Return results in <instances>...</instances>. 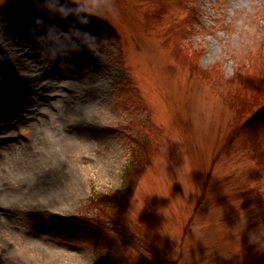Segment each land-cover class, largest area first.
I'll use <instances>...</instances> for the list:
<instances>
[{
    "label": "rangeland",
    "instance_id": "1",
    "mask_svg": "<svg viewBox=\"0 0 264 264\" xmlns=\"http://www.w3.org/2000/svg\"><path fill=\"white\" fill-rule=\"evenodd\" d=\"M260 5L0 0V264H264Z\"/></svg>",
    "mask_w": 264,
    "mask_h": 264
},
{
    "label": "trees",
    "instance_id": "2",
    "mask_svg": "<svg viewBox=\"0 0 264 264\" xmlns=\"http://www.w3.org/2000/svg\"><path fill=\"white\" fill-rule=\"evenodd\" d=\"M260 6L261 7H256L255 9L250 11V14L248 15L250 17V19H251V23H247V30H245V33L247 35L249 34L247 32H251L252 33L254 31H258V30H261V29L264 28V19H263L264 6L263 5H260ZM261 10H263V11L261 12ZM218 84H222V83L219 82ZM218 87L221 88V86H218ZM261 87L262 88L260 89V91L259 92L257 91L258 93L255 92L254 96L252 98H249V100H246L245 98H242V97H240L238 95L241 92V90L245 91V89H243V88H240V89L236 90V92H234V93H231L232 91L228 90L227 96L230 98V100L233 103H236L234 101L235 98L239 99L241 105L244 106L245 108L249 107V108H246V110H249L251 105L253 104L252 101L254 100V97L257 94L258 95H260L261 93L264 94V85L262 84ZM262 113H264V104H261V106L259 107L258 110L251 111V114H250V116L248 118V121L243 125V126H245V130H246V126L248 124L251 127H253L254 130H255V133L258 134L259 131L257 132V128L259 129V122H256V121H257V118L259 117V115H261ZM242 129H243V127H240V130L238 131V133H240V131ZM233 137L234 136H232L230 138V141L233 140ZM147 149H148V147L145 146V150L143 151L144 153L143 152H135L133 154L130 162L128 163V165L124 169L123 185L127 189V194L128 193L129 194L132 193L133 185L135 183H137V181H138V179L140 177V174H141V170L148 164L147 157H145V155H144V154L148 153ZM257 150H258L257 158L260 159V161L262 163H264V152L261 151L262 150V146L259 143L257 144ZM107 194H109V195L101 194L98 197H97V195H95V196H93L94 199L93 198L92 199L95 200L94 202H95V204L97 206H100V203H102L101 201L112 200V199L118 200V199H123L125 197V195L121 194L120 192H116L115 193L114 191H111V192H108ZM122 236L124 238H126L127 240H129L130 243H132V241L134 239V238L131 237V235L128 236L127 234H123ZM106 242L110 243V240L107 239ZM104 247L108 251V252H106V254L113 255L111 251H114V248L116 247L115 245H112V243H111V244L104 245ZM97 264H104L103 261L100 260V256L97 257Z\"/></svg>",
    "mask_w": 264,
    "mask_h": 264
},
{
    "label": "bare ground",
    "instance_id": "3",
    "mask_svg": "<svg viewBox=\"0 0 264 264\" xmlns=\"http://www.w3.org/2000/svg\"><path fill=\"white\" fill-rule=\"evenodd\" d=\"M2 62V61H0ZM4 63V62H2ZM5 67V66H4ZM12 73H14V71H12L11 69L5 67L4 70H0V75L4 76V75H11ZM0 80H2V78L0 77Z\"/></svg>",
    "mask_w": 264,
    "mask_h": 264
}]
</instances>
